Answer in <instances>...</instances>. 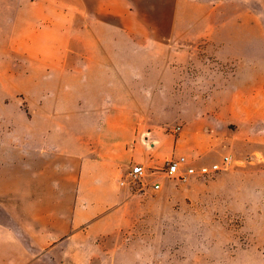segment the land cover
Returning a JSON list of instances; mask_svg holds the SVG:
<instances>
[{
	"label": "crops",
	"instance_id": "0c3cea01",
	"mask_svg": "<svg viewBox=\"0 0 264 264\" xmlns=\"http://www.w3.org/2000/svg\"><path fill=\"white\" fill-rule=\"evenodd\" d=\"M7 1L11 17L19 9H27L34 17V24L27 25L37 27L30 43L43 48L80 47L73 52L32 56L43 63L75 61L67 74L79 82L37 102L27 122L40 124L36 132L17 136L24 143H4L0 136V264H155L145 248L150 235L140 229L152 200L140 186L122 185L121 181L135 164H162L175 148L183 152L180 140H202L207 148L215 136L239 138L262 152L257 173L264 177V76L256 75L258 56L250 54L246 59L248 77H242L241 58L234 56L186 52L165 60L163 70L201 72L200 83H187V99L169 107L171 121L181 126L178 135H173L156 127L171 121L151 118L144 109L132 107L124 95L115 100L111 54L82 49L87 45L102 48L100 38L93 36L99 27L94 19L102 15L117 18L121 32L127 35L131 30H146L141 21L134 26L124 24L126 17L138 15L133 1L82 0L85 8L57 7L48 0H29L27 6L19 5L21 0ZM180 3L177 0L175 5L177 14ZM211 8L183 30L176 21L171 43H236L235 36L213 34L224 23L209 24L217 5ZM201 30V36H190ZM39 34L40 38L34 36ZM51 34L58 38L51 40ZM131 42L140 41L132 37ZM212 70L218 71L215 77L205 75ZM42 74L53 76L54 72L45 68ZM156 89L144 91H183L174 85L166 88L162 79ZM121 91L128 94L130 90L123 85ZM66 92L73 93L69 101L61 95ZM16 151L17 157L10 155ZM189 189L188 182L175 188L178 193Z\"/></svg>",
	"mask_w": 264,
	"mask_h": 264
},
{
	"label": "rangeland",
	"instance_id": "374dc122",
	"mask_svg": "<svg viewBox=\"0 0 264 264\" xmlns=\"http://www.w3.org/2000/svg\"><path fill=\"white\" fill-rule=\"evenodd\" d=\"M21 1L19 5L27 6L29 3V0ZM48 1L57 7L85 8L82 0ZM131 1L138 15L126 17L124 24L134 26L135 22L141 21L146 30H131L127 35L121 32L122 24L118 23L117 18L102 15L94 19L99 27L93 34L100 38L102 48L82 46L83 51L91 54L107 52L113 56L115 100L124 95L123 99L129 101L132 107L144 109L151 118L171 121V104L187 99L184 92L187 83L201 81V72L197 70L195 73L186 68L181 71L172 68L163 70L165 60L175 59V56H171L177 53H215L241 58L242 77L250 76L249 61L246 59L253 54L259 58L256 75L258 78L264 76V0H181L178 14L175 12L177 0ZM216 5L217 10L210 16L209 24H224L213 34L235 36L236 43H200L193 46L171 43L172 26L176 21L183 30L185 25L203 17ZM1 6L0 136L4 143H24L17 136L36 132L40 124V121L34 125L27 122V114L36 110L37 102L45 95L49 96L62 88L67 90L66 87L72 88L79 82L67 74L76 66L75 61L67 60L60 65L55 62L43 63L32 56L40 52L78 51L80 46L71 44L43 48L40 44L30 43L37 27L31 29L27 25L34 24V17L27 9H19L11 17L7 0H2ZM115 10L121 12L120 6H115ZM201 34L202 30L190 36ZM34 36L40 38V34ZM91 36L88 34L86 37ZM132 37L139 39V44H133ZM57 38L54 34L50 35L51 40ZM115 38H119L118 43L114 42ZM149 54H153V57H149ZM91 63L97 62L93 60ZM197 64L200 71L201 62ZM45 68L52 69L54 75H43ZM245 68H248L247 72H244ZM217 74V70L205 73L211 77ZM161 79L166 88L174 85L183 88V91H144L157 90ZM123 85L129 88L128 94L121 91ZM61 95L64 101L73 98L72 92ZM170 123L157 124L156 127L178 135L180 124L175 121ZM179 143L183 145V152L175 148L170 158L162 164L145 166L147 177L144 181L161 183L158 191L143 190L147 199L152 200L144 221L140 223V229L150 235V244L145 248L151 261L155 264H264V177H258L257 173L262 152L233 136H215L208 142L207 148L202 140L186 139ZM194 148L197 152L191 151ZM17 154L16 151L10 155L17 157ZM225 155L232 157L231 166L211 176L192 175L180 180L163 173L167 161L179 156H184L188 164L197 168L219 163ZM258 158L260 161H257ZM225 173H229L228 177L222 176ZM185 182L191 184V189L176 192L175 188Z\"/></svg>",
	"mask_w": 264,
	"mask_h": 264
},
{
	"label": "built area",
	"instance_id": "2783aa9c",
	"mask_svg": "<svg viewBox=\"0 0 264 264\" xmlns=\"http://www.w3.org/2000/svg\"><path fill=\"white\" fill-rule=\"evenodd\" d=\"M232 164V157L225 155L221 158L219 163H213L209 166L202 165L200 167H193L188 164L184 156H179L176 159L168 160L164 174L170 178H177L185 180L187 177L196 175L199 177H206L216 174L219 171L227 170ZM147 168L143 164L133 165L126 173L125 179L121 181L122 185L128 184L130 186L139 185L142 190L158 191L161 189V183L154 181L147 183L144 179L147 177Z\"/></svg>",
	"mask_w": 264,
	"mask_h": 264
}]
</instances>
